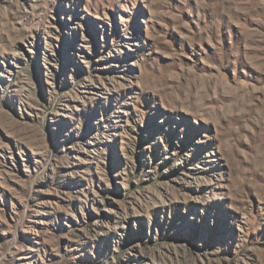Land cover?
<instances>
[{"label":"rangeland","instance_id":"obj_1","mask_svg":"<svg viewBox=\"0 0 264 264\" xmlns=\"http://www.w3.org/2000/svg\"><path fill=\"white\" fill-rule=\"evenodd\" d=\"M0 264H264V0H0Z\"/></svg>","mask_w":264,"mask_h":264}]
</instances>
